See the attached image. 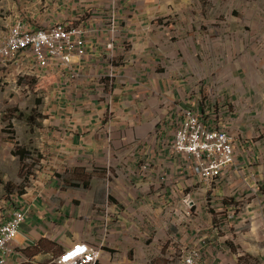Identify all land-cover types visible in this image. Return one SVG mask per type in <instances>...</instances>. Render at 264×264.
I'll return each mask as SVG.
<instances>
[{
	"label": "crops",
	"instance_id": "1",
	"mask_svg": "<svg viewBox=\"0 0 264 264\" xmlns=\"http://www.w3.org/2000/svg\"><path fill=\"white\" fill-rule=\"evenodd\" d=\"M238 5L25 0L31 27L85 28L88 56L75 58L71 70L34 73L31 56L16 62L31 82L52 83L44 144L52 157L47 174L0 212V223L15 207L28 212L12 263L57 264L75 243L102 246L99 264H179L193 248L203 252L202 264L257 253L264 242V36L259 45L257 27L244 33L239 17H229ZM14 21L0 24V36ZM188 110L234 138L235 161L211 187L193 179L173 149ZM240 224L250 226L241 250L231 237Z\"/></svg>",
	"mask_w": 264,
	"mask_h": 264
},
{
	"label": "built area",
	"instance_id": "2",
	"mask_svg": "<svg viewBox=\"0 0 264 264\" xmlns=\"http://www.w3.org/2000/svg\"><path fill=\"white\" fill-rule=\"evenodd\" d=\"M87 34L85 28L73 25H52L32 31L23 22H17L9 29L8 36L0 40V60H10L23 52L33 57L32 71L50 69L54 65L71 70L75 58L88 56ZM112 48L110 45L109 49ZM173 149L188 162L193 179L209 187L221 180L224 170L234 163L236 157L234 138L226 130L209 128L195 110L185 113L184 121L176 130ZM143 169L149 172L150 166ZM185 201L190 207L195 206L193 199L186 198ZM27 215L25 207H15L9 218L0 224V264L30 262L27 257L11 262L16 253V238ZM102 251V246L75 243L65 248L56 262L99 264ZM189 252L181 264H202L204 254L200 249L193 248Z\"/></svg>",
	"mask_w": 264,
	"mask_h": 264
},
{
	"label": "rangeland",
	"instance_id": "3",
	"mask_svg": "<svg viewBox=\"0 0 264 264\" xmlns=\"http://www.w3.org/2000/svg\"><path fill=\"white\" fill-rule=\"evenodd\" d=\"M13 1L17 12L14 11L10 16L12 11L10 4L12 5ZM238 1L240 2L236 7L238 15L230 13L229 17H239L244 33L245 30H251L250 25L252 30L257 27L253 34L258 36L261 45V38L264 36V0ZM28 12L30 11L25 6V0H0L1 26H5L10 19L20 21ZM212 16L216 17L217 14ZM3 31L4 29L1 30V34ZM16 60L12 62L0 60V180L2 181L0 212L4 211L6 202L24 195L35 185L38 178L47 174L46 163L52 157L44 145L50 127L52 104L48 98L52 83L31 82L27 68L16 64ZM66 168L62 173L66 172L68 169ZM72 176L76 178L78 173ZM79 181H82L81 178ZM238 204L240 203L233 205L238 206ZM239 226L241 228L233 231L231 237L237 241L241 250L240 242L245 240V232L250 226L249 224ZM258 236L264 238V229L258 233ZM232 247L235 249L234 244ZM256 249V254L239 251L238 260L226 264H264L262 256L264 242H257ZM256 249L252 251L255 252ZM182 262L183 260L179 264Z\"/></svg>",
	"mask_w": 264,
	"mask_h": 264
},
{
	"label": "clouds",
	"instance_id": "4",
	"mask_svg": "<svg viewBox=\"0 0 264 264\" xmlns=\"http://www.w3.org/2000/svg\"><path fill=\"white\" fill-rule=\"evenodd\" d=\"M31 19H26V18H22V19H20V21L19 20H15L14 21V23L11 25V26H9L8 28H7V30H6V33L1 37L0 36V40L1 39H3V38H5V37H7L8 36V33H9V29L12 27V26H14L17 22H23V24L24 25H26L27 26V28L28 29H30V30H32V31H37L38 29H41V28H43V27H50V26H52V25H66V24H60V23H55V24H49V25H47V26H39V25H37V26H35V27H31ZM66 26H68V25H66ZM77 27H80V26H77ZM30 55H27L26 53H23V52H20V53H18V54H16L12 59H10V60H6V59H2L4 62H12L13 60H16V57L18 58L17 60H16V62L17 61H19V60H21L22 59V61H24V59L25 58H27V57H29ZM31 59H32V63H31V71H32V65H33V57H31ZM32 72H36V71H32ZM37 72H39V71H37ZM3 223V222H2ZM2 223H0V224H2Z\"/></svg>",
	"mask_w": 264,
	"mask_h": 264
},
{
	"label": "trees",
	"instance_id": "5",
	"mask_svg": "<svg viewBox=\"0 0 264 264\" xmlns=\"http://www.w3.org/2000/svg\"><path fill=\"white\" fill-rule=\"evenodd\" d=\"M0 184H2V181L0 180ZM73 186H74V184H73Z\"/></svg>",
	"mask_w": 264,
	"mask_h": 264
}]
</instances>
